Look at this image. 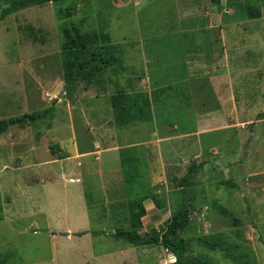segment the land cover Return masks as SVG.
I'll list each match as a JSON object with an SVG mask.
<instances>
[{"label": "rangeland", "instance_id": "obj_1", "mask_svg": "<svg viewBox=\"0 0 264 264\" xmlns=\"http://www.w3.org/2000/svg\"><path fill=\"white\" fill-rule=\"evenodd\" d=\"M222 3L220 11L211 0H78L30 6L0 22V120L55 108L53 120L0 135V195L15 213L0 221V264H85L86 252L89 264H174L161 243L137 247L114 237L130 229L127 202L141 195L167 203L145 201L141 235L164 233L187 209L188 256L264 264V0ZM250 7L261 17L250 18ZM69 20L85 32L104 29L124 60L102 84L80 83L74 98L64 91L61 58L60 27ZM119 89L148 93L153 122L116 126L111 95ZM124 150L139 161L131 186ZM194 163L203 167L183 184ZM77 177L84 201L80 185L66 183ZM44 178L54 182L36 186ZM230 180L239 187L224 184ZM84 203L93 244L53 237L83 227L76 216ZM57 216L62 223L49 221ZM220 232L241 244L240 262L196 241Z\"/></svg>", "mask_w": 264, "mask_h": 264}, {"label": "trees", "instance_id": "obj_2", "mask_svg": "<svg viewBox=\"0 0 264 264\" xmlns=\"http://www.w3.org/2000/svg\"><path fill=\"white\" fill-rule=\"evenodd\" d=\"M78 0H0V22L8 15L18 12L30 6H41L47 3L75 2ZM220 11L223 10L222 0H211ZM68 10V17L72 16V10ZM247 15L250 18L261 17L259 9L248 8ZM61 58L64 72V91L69 98H74L80 83L86 88L103 83L105 74L110 70L113 75L124 69L122 46L112 42L111 36L104 30L85 32L82 28L69 20L61 25ZM111 107L113 111L114 124L120 128L130 125L152 123L154 120L153 104L148 93L142 91L126 92L119 89L111 95ZM55 108L41 110L0 120V135L14 127H24L32 122L49 117L53 120ZM51 127V124H49ZM67 156H60L62 159ZM122 169L127 185H133L139 181V164L132 150L122 152ZM203 164H193L189 174L185 176L182 183L189 182L190 177L197 173ZM233 188L238 184L232 180L224 182ZM152 199L155 206L163 209L167 203L156 196H134L128 199L127 207L130 215V229L119 228L115 230L114 237L122 239L134 246H146L163 244L171 252L176 261L174 264H217L215 259L208 253L200 252L188 256L189 247L181 233L190 224V213L187 209L177 211L170 221L164 233L156 231L141 235L144 228L143 217L147 214L145 201ZM4 219V208L0 195V221ZM197 243L211 252H221L234 262H240L243 254L239 252L241 244L231 241L226 233H213L200 236Z\"/></svg>", "mask_w": 264, "mask_h": 264}, {"label": "crops", "instance_id": "obj_3", "mask_svg": "<svg viewBox=\"0 0 264 264\" xmlns=\"http://www.w3.org/2000/svg\"><path fill=\"white\" fill-rule=\"evenodd\" d=\"M154 115V114H153ZM11 130V129H10ZM137 159V158H136ZM122 164V163H121ZM138 164H139V161H138ZM105 166H107V170L108 169H110L111 168V166H109V165H105ZM122 166V165H121ZM139 178H140V176H139ZM71 179H74V181H70ZM54 180V178H52V180H50V181H47V179H42V181H40V182H38L37 184H36V186L37 185H39V184H44V183H47V182H54L53 181ZM67 182V184H79L80 186H76V188H77V191H75L77 194H80L81 196H84L83 198H82V201H84V199L86 198V195H85V192H84V190H83V187H82V177H77V178H70V179H68V180H66ZM30 187H32V186H30ZM23 191V190H22ZM30 192H32V191H29V192H24V193H30ZM37 200V202H36V205H37V203H40V204H42L41 203V199L40 198H38V199H36ZM39 204V205H40ZM87 204V203H86ZM153 204V203H152ZM145 205H146V203H145ZM151 206H153L154 208H156V206L153 204V205H150V207ZM82 207H83V210H81V212H80V216H76V220H79V221H82V220H84V222H83V227H79V228H73V227H68L67 229H66V231H63V233H59V232H50V234L53 236V237H55V236H63V237H67L68 238V240H74V239H90L91 241H92V244H93V239H94V237H93V234H92V232H91V225H90V213H89V210H88V213L87 212H85V203H84V205L82 204ZM152 207V208H153ZM38 209H39V206H38ZM87 209H88V206H87ZM40 210V209H39ZM45 210H43L42 211V213L44 212ZM63 213H65V212H62L61 214H63ZM4 214H5V217H6V219H3V220H6L5 222H7V220H8V217H10L11 218V220L15 217L14 216V214L15 213H13L12 215L9 213L8 214V212H7V210L4 208ZM60 214V215H61ZM88 214V215H87ZM42 215H45V214H42ZM35 218V217H34ZM61 218H63V216H61ZM48 219V218H47ZM63 219H66V217L65 218H63ZM2 220V221H3ZM52 221V223H62L61 222V220H60V218L57 216V217H55L54 218V220L53 219H49V221ZM37 221V220H36ZM5 222H3V224L5 223ZM47 226H49L50 227V225L49 224H47ZM48 227V228H49ZM38 233V231H37V229H35L34 230V234H37ZM88 253L86 252V254L84 253L83 254V258H82V260H84V263L85 264H89V258H90V260H94V256H90L89 254L87 255ZM91 254H92V252H91Z\"/></svg>", "mask_w": 264, "mask_h": 264}, {"label": "built area", "instance_id": "obj_4", "mask_svg": "<svg viewBox=\"0 0 264 264\" xmlns=\"http://www.w3.org/2000/svg\"><path fill=\"white\" fill-rule=\"evenodd\" d=\"M70 181H74V179H71Z\"/></svg>", "mask_w": 264, "mask_h": 264}]
</instances>
